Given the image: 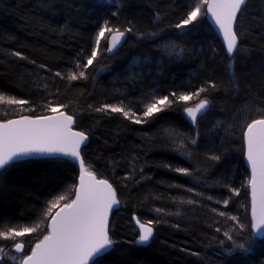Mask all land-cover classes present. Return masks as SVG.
Wrapping results in <instances>:
<instances>
[{
    "label": "trees",
    "instance_id": "obj_1",
    "mask_svg": "<svg viewBox=\"0 0 264 264\" xmlns=\"http://www.w3.org/2000/svg\"><path fill=\"white\" fill-rule=\"evenodd\" d=\"M192 1L0 0V95L27 101L0 109V122L51 115L50 103L88 135L81 149L84 166L112 184L120 201L109 222L115 251L103 264H264V237L252 236L243 140L247 124L264 118V0H248L238 15L245 54L235 59L227 57L204 15L195 27H175ZM105 23L132 31L112 55L103 40L93 64L77 68ZM80 70L84 79H67ZM201 87L208 90L192 103L206 97L210 107L195 123L184 117L189 102L141 124L96 111L123 105L142 116L152 94ZM177 168H188L190 175ZM77 177L65 160L6 167L0 172V231L41 223L47 234L49 217L42 216L48 202L63 194L67 199L60 206L73 199ZM230 216L245 226L243 232ZM133 217L153 222L154 235L145 246L136 243ZM41 238L39 232L15 241L0 238V248L9 250L18 241L30 250Z\"/></svg>",
    "mask_w": 264,
    "mask_h": 264
},
{
    "label": "snow or ice",
    "instance_id": "obj_2",
    "mask_svg": "<svg viewBox=\"0 0 264 264\" xmlns=\"http://www.w3.org/2000/svg\"><path fill=\"white\" fill-rule=\"evenodd\" d=\"M247 2L248 0H196L186 17L175 27L181 30L190 26L195 27V22L200 18L203 9V15H210L222 33L228 56L235 59L238 55L245 54V49L239 46L240 36L236 24L238 15L245 10ZM131 31V28L121 31L119 28L109 27L105 23L98 31L95 46L90 55L86 57L85 63L81 65L77 62L76 67L87 69L93 64L100 55L102 39L107 41L104 51L113 53L122 44L126 32ZM15 55L23 58L19 52ZM229 68L231 71L232 66L230 65ZM56 75L62 76L59 72ZM85 75L84 70H80L78 73L70 72L67 79L75 81L84 79ZM209 87L214 89L216 85L209 82ZM207 90V88L201 87L195 92L180 94L172 92L163 97H154L152 102L145 105L142 116L138 118L131 109L125 110L122 106L103 105L96 111L120 113L125 118L132 119L136 124L147 123L150 118L156 117L159 113L171 108L172 105L187 104V102L200 97L201 93H205ZM0 102H5L3 95H0ZM6 102L18 105L27 103L25 100L14 98H9ZM59 107L65 106L60 105ZM209 107L210 102L205 97L199 99L194 107H185L184 112L195 123L198 117L202 116ZM48 108L57 114L36 119L25 116L0 122V169L24 162L25 158L34 156L47 157L52 160L71 158L72 161L79 163L81 170L78 186L73 193L74 198L63 203L62 206H60L59 201H64V196H60L58 200L51 202L50 208L45 213L50 221L47 226V234H43L42 224L37 223L33 226L0 231V238L15 241L17 237H24L32 233L39 232L42 235L43 238L38 239L30 250L25 249L23 242L14 243L15 251L23 253L19 259L16 256L10 257L16 264H90V262L91 264H103V258L109 255L111 251H115L116 242L109 236V213L114 206H119L120 201L117 199L112 184L107 180L97 179L84 166L81 147L87 146L88 135L73 130V116L58 111V108L52 107L50 103ZM245 140L247 161L251 168L248 184L251 188V229L255 239L264 234V118L255 119L247 124ZM192 143L195 144L196 141L193 140ZM212 159L218 160L219 157L213 156ZM174 170L184 175H190L188 168ZM224 204L227 206L228 201L225 200ZM52 209L57 210L52 213ZM219 215L225 216L226 213L220 212ZM229 219L237 221L236 227L240 232L244 231L245 226L239 223L237 217L230 216ZM136 223L139 226L136 243L148 244L154 235L153 222L142 223L137 220ZM224 235L228 240H233V236L229 232H225ZM236 247L243 248L244 246L237 245ZM0 254L7 255L2 248H0ZM2 258L0 256V259Z\"/></svg>",
    "mask_w": 264,
    "mask_h": 264
},
{
    "label": "water",
    "instance_id": "obj_3",
    "mask_svg": "<svg viewBox=\"0 0 264 264\" xmlns=\"http://www.w3.org/2000/svg\"><path fill=\"white\" fill-rule=\"evenodd\" d=\"M205 20L207 21V23L209 24V26L211 27V29L213 30V32H214V34H215V36L218 38V40L220 41V43L222 44V46H223V48H224V51H225V53L227 54V52H226V44H225V42H224V40H223V36H222V33L218 30V27L215 25V23H214V21H213V19L210 17V15H205ZM125 38H126V34H125V37H124V40H125ZM124 40H123V42H124ZM122 42V43H123ZM106 43H107V41H106ZM122 45V44H121ZM120 45V46H121ZM119 46V47H120ZM115 52V51H114ZM113 52V53H114ZM113 53H108V52H106V54L108 55V56H110V55H112ZM227 57L228 58H230L229 56H228V54H227ZM57 113H53V114H51V115H56ZM66 114V113H65ZM68 115V114H67ZM48 116H50V115H48ZM184 117H185V119L189 122V123H193L191 120H190V118H188L187 117V115H186V113L184 112ZM29 118H32V117H29ZM36 118H38V117H36ZM36 118H32V119H36ZM16 119H19V118H16ZM12 120H14V119H12ZM72 127H73V130L74 131H77V130H75L74 129V123H73V125H72ZM245 132H246V129H245V131H244V138H243V140H244V164H245V167H246V169H247V171H248V174H249V179H250V177H251V168H250V164L248 163V161H247V145H246V140H245ZM87 143H88V141H87ZM84 146H82L81 147V149L83 148ZM82 156V155H81ZM46 159H49V158H47V157H39V156H34V157H29V158H25V161H29V160H46ZM83 159V158H82ZM63 160H65V161H68V162H70L71 164H73L74 166H75V168L77 169V172H78V177H77V181H76V186H78V183H79V176H80V174H81V170H80V167H79V163L78 162H74V161H72L71 160V158H65V159H63ZM24 161V162H25ZM3 169H0V172L2 171ZM97 178V177H96ZM98 179V178H97ZM76 188V187H75ZM114 189V188H113ZM248 190H249V200H250V211H249V218H250V222H251V188H250V185L248 184ZM74 198V197H73ZM119 207L120 206H118V207H115L114 206V208H113V210L109 213V222H110V217H111V213L112 212H114V211H117L118 209H119ZM133 221L135 222V226H136V228L139 230V226H138V224L136 223V221H137V219L135 218V217H133ZM50 222V221H49ZM49 222H48V224H49ZM48 226V225H47ZM252 230V229H251ZM264 237V234H261L260 236H258V237H256V238H263ZM43 238V237H42ZM41 238V239H42ZM137 245H139V246H145V245H141V244H137ZM147 245V244H146ZM90 264H91V262H90Z\"/></svg>",
    "mask_w": 264,
    "mask_h": 264
},
{
    "label": "rangeland",
    "instance_id": "obj_4",
    "mask_svg": "<svg viewBox=\"0 0 264 264\" xmlns=\"http://www.w3.org/2000/svg\"><path fill=\"white\" fill-rule=\"evenodd\" d=\"M196 2V0H193L191 3H190V8H189V11L191 10V8H192V6L194 5V3ZM203 9H202V14L201 15H203ZM205 16V15H204ZM98 33V32H97ZM97 35V34H96ZM107 36V35H106ZM103 40H106V39H102L101 40V42L103 41ZM94 46H95V41H94ZM76 71H78V70H76ZM75 71V72H76ZM182 93H184V92H182ZM186 93H188V92H186ZM180 94V93H179ZM154 97H163L162 95H160V94H152L151 96H150V98L148 99V100H146L145 102H144V106H143V109H145V105L147 104V103H150V102H152L153 101V98ZM170 99H171V97H169ZM7 99H9V98H5V102H0V109H3V108H7V109H9V108H11V107H14V106H17L18 104H8L7 102H6V100ZM199 100V99H198ZM198 100H196L194 103H192V101L190 102L189 101V104L190 103H192V104H190V105H188V106H192V107H194L195 106V104L198 102ZM188 103V102H187ZM116 106H122V107H124L125 108V110H128L125 106H123V105H116ZM187 106V107H188ZM142 111V110H141ZM144 111V110H143ZM141 115H139V114H136V117L138 118V117H140ZM66 192L68 193H71L72 192V189L71 188H67V190H66ZM66 192H64V193H66ZM62 196H67L66 194H63ZM60 196H58V197H56V198H54V199H52V200H50L49 202H48V204H47V206H46V210H45V212L43 213V218H48L46 215H45V213H46V211L50 208V204H51V202H54V201H56V200H58V198H59ZM65 199H67V198H65ZM59 202H62V201H59ZM54 211V209H52V212ZM17 238H20V237H17ZM17 238H16V240H17ZM11 241H13V240H11ZM4 252L5 253H7V255L6 256H3V254H0V256H2L3 258L2 259H4L3 261H5L4 263L5 264H7V263H9V262H14L15 263V261H12L11 259H10V257H12V256H16V257H18L19 255H20V253H17L16 251H15V249H14V245H13V247L11 246V248H9V250H5L4 249Z\"/></svg>",
    "mask_w": 264,
    "mask_h": 264
},
{
    "label": "bare ground",
    "instance_id": "obj_5",
    "mask_svg": "<svg viewBox=\"0 0 264 264\" xmlns=\"http://www.w3.org/2000/svg\"><path fill=\"white\" fill-rule=\"evenodd\" d=\"M3 170H4V169H3ZM3 170H2V171H3ZM2 171H1V172H2ZM249 211H250V209H249ZM250 223H251V222H250ZM134 224H135V222H134Z\"/></svg>",
    "mask_w": 264,
    "mask_h": 264
}]
</instances>
